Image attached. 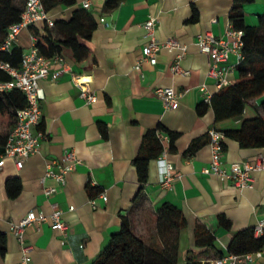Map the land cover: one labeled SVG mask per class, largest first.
<instances>
[{"label": "crops", "instance_id": "crops-1", "mask_svg": "<svg viewBox=\"0 0 264 264\" xmlns=\"http://www.w3.org/2000/svg\"><path fill=\"white\" fill-rule=\"evenodd\" d=\"M84 1L57 5L47 15L53 22L67 20L72 11L82 9ZM88 1L91 8L86 11L91 13L96 28L89 39L80 38L88 49L87 56L78 62L72 51L64 48L60 55L68 72L52 79V73L61 68L59 63H53L48 77L38 81L44 95L40 102L41 119L31 127L33 133L45 135L38 151L25 159L20 169L9 157L0 159V233L5 237L0 264L20 262V244L10 226L31 210L48 216L50 203L58 205L68 230L63 235L52 229L49 219L26 227L24 240L32 246L29 264H91L110 236L120 229L122 217L128 218L136 237L147 245L160 246L157 209L165 202L180 209L187 221L186 228L177 234L176 264H185L187 260L207 263L224 255L235 232L264 221V171H254L252 187L241 190L230 181L201 173L211 158L206 141L209 129L236 130L242 120L261 115L260 100L254 99L247 102L241 116L220 122H215L211 108L202 115L195 110L199 102L205 101L199 91L202 84L210 95L217 91L213 79L207 77L206 57L199 51L196 37L210 32L226 39L233 1L124 0L113 10H103L104 0ZM194 10L197 18L192 20ZM262 12L264 0L242 6L244 19L250 25L258 24ZM149 17L157 19L154 38L160 43L176 39L186 46L184 54L162 47L154 64L142 60L147 42L144 22ZM44 24L35 23L40 33ZM48 28L53 39H61L53 26ZM30 45V32L24 29L15 46L26 52ZM178 54L182 56L178 69L173 71L171 67ZM233 59L230 56L229 62ZM139 61L140 67L136 69ZM236 75L235 69L228 76L233 80ZM157 87H172L179 94L174 108H164L154 96ZM82 89L94 94L96 101L85 104L80 98ZM158 127L160 135L166 137V160L176 179L169 189L162 188L156 159H152L148 163L147 182L140 190L132 160L144 135ZM168 132L176 133L170 145ZM196 140L198 146L189 150ZM225 144V166L253 161L264 154L259 149L240 148L230 139ZM64 150H71L80 164L66 174L63 186L45 179V186L56 187L54 193L45 196L39 181L46 163L60 161ZM13 179L20 188L16 196L10 197L6 184ZM219 215L230 222L228 229L219 225ZM196 224L210 232L214 247L195 244ZM248 264H264V254Z\"/></svg>", "mask_w": 264, "mask_h": 264}, {"label": "trees", "instance_id": "trees-1", "mask_svg": "<svg viewBox=\"0 0 264 264\" xmlns=\"http://www.w3.org/2000/svg\"><path fill=\"white\" fill-rule=\"evenodd\" d=\"M124 0H104L103 10H113ZM229 11V22L232 27L243 31V61L236 67V77L230 85L224 86L213 93L208 101L199 102L196 112L202 115L206 109L211 108L215 122L239 117L244 113L249 100H260L261 115L256 114L252 118L242 120L236 130L222 131L224 139L222 148L225 150V140L235 141L243 149H259L264 151V12L258 16V24H247L242 6L250 4L254 0H232ZM45 11L57 5H73L76 0H42ZM26 0H0V46L4 41L8 27L19 21L25 8ZM197 18L194 10L192 20ZM53 27L61 35V39L52 38L51 32L44 24L42 33L36 25H31L28 30L35 39V47L40 55L47 58L60 54L64 48H69L76 61H81L88 54V49L81 43V39H89L96 28L91 13L85 9L74 10L69 19H59L53 22ZM23 51L20 47H12L10 52L0 50V62H7L13 67H18ZM10 79L9 75L0 70V81ZM26 106V100L19 90L0 93V153L10 130L16 123V112ZM159 127L148 131L143 138L136 157L132 163L136 170L137 181L140 190L147 182L148 163L156 159L163 149L169 150V146L163 145L159 134ZM167 132V131H165ZM169 145L176 136L174 132H168ZM208 143V136L206 134ZM199 140L192 143L191 149L198 146ZM19 182L16 179L8 181L6 189L10 197L16 196L19 191ZM92 196V188L89 189ZM99 190H95L98 192ZM218 223L224 229L230 227V222L224 215L217 216ZM187 221L183 212L174 205L165 202L157 209V235L160 246L147 245L136 237L130 229L127 217H122L120 229L110 236L108 244L99 253L91 264H176L177 258V234L186 228ZM195 244L214 247V238L205 227L196 224L193 229ZM4 235L0 233V253L4 251ZM264 248V234L254 237L253 228L243 229L233 234L227 253L236 255L242 259L248 252ZM222 255H219L220 257ZM239 263V262H238ZM185 264H201L197 261L187 260Z\"/></svg>", "mask_w": 264, "mask_h": 264}, {"label": "built area", "instance_id": "built-area-1", "mask_svg": "<svg viewBox=\"0 0 264 264\" xmlns=\"http://www.w3.org/2000/svg\"><path fill=\"white\" fill-rule=\"evenodd\" d=\"M82 8L89 10L91 8L90 2L88 0L84 1ZM38 21H44L49 27L53 26V21L48 17L42 0H26L25 8L20 15L19 21L8 27L0 50L10 52L16 44L19 33L24 29H28ZM156 23L157 19L154 17H149L144 22L147 42L142 49V60L154 64L156 62V53L162 47L168 50L177 49L181 54H184L186 46L180 44L176 39L168 38L163 43H160L154 38L153 32ZM225 36L226 39L216 37L210 32H207L205 34H199L196 37L198 49L206 57L207 77L213 79L216 90L232 83V79L228 75L244 59V55L242 54L243 31L234 29L230 23L225 31ZM181 54L175 56L174 65L171 67L173 71L178 69L177 63L182 56ZM230 56H233V62H229ZM62 62L63 58L60 54L50 58L40 55L35 47V39L32 36L31 45L26 52H23L18 67H13L7 62H0V70L10 77L8 81H0V93L17 89L23 93L26 100V106L16 112V123L10 130L3 152L0 154V159L3 157L11 158L15 167L18 169L22 167L25 159L38 151L40 140L45 138L44 134L40 132L33 133L31 130L32 126L38 125L40 122V102L44 99L38 81L48 77L49 69L53 63H59L61 68L52 73V79H57L61 74L67 73L68 69ZM139 67L140 61L135 65L136 69H139ZM199 91L205 101L210 99L211 95L205 84L199 87ZM154 96L162 102L164 108L171 109L176 106L179 94L172 87H157L154 89ZM80 98L85 104L94 103L97 99L94 94L88 93L85 89L80 91ZM207 136L211 158L209 163L201 169V173L216 176L221 180L230 181L240 190L252 187V173L257 170L264 171V154L257 155L253 161L243 160L232 162L228 166H225L223 158L224 150L222 148L223 133L211 128L207 131ZM159 137L162 143L166 140V137L160 134ZM166 152L164 148L156 158V163L158 167V183L162 188L169 189L176 178L171 173L172 166L166 160ZM79 164L80 161L71 150H64L60 161H48L46 163L45 173L39 181L44 195L48 196L56 191V187L44 185L45 179L50 178L58 186H63L66 183V174L73 171ZM103 199H105L104 196ZM91 203L94 204V201L92 200ZM50 208L51 212L48 216L42 212L31 210L17 224L10 226L11 232L16 236L20 244L21 257L19 264H29L31 260L30 253L32 246L24 240L26 227L49 219L52 229L60 231L63 235L66 234L68 227L61 219V210L58 205L56 203H50ZM69 209L73 210L72 207ZM253 234L254 237H259L264 234V221H259L253 227ZM262 254H264V251L256 250L244 254L242 259H239L232 253H225L212 261L201 264H248L260 258Z\"/></svg>", "mask_w": 264, "mask_h": 264}]
</instances>
